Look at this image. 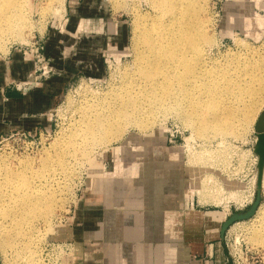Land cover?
Wrapping results in <instances>:
<instances>
[{"label":"rangeland","instance_id":"rangeland-1","mask_svg":"<svg viewBox=\"0 0 264 264\" xmlns=\"http://www.w3.org/2000/svg\"><path fill=\"white\" fill-rule=\"evenodd\" d=\"M107 1V15L94 17V23L85 19L79 28L76 21L72 22V15L75 12L71 11L69 0H64L63 6H59L57 0L20 1L25 4L26 12L31 16L27 27L21 28L20 35L24 38L18 36L17 39V36L15 38L12 35L0 41V47L4 48H0V56H4L14 48L22 52L20 46L26 47L39 36L45 43H48L52 33L84 37L83 51L79 55L89 60L93 58L92 62L84 63V68L76 71L68 80L60 99L48 111L50 124L46 128L37 133L30 132L31 136L27 135V138L22 134L29 132L26 130H14L0 137V162L4 161L11 167L18 166V162L19 166L28 162L30 172L42 170L44 164L49 163L50 171L54 170L49 171L51 174L44 170V175H41L46 177L44 180L56 191L57 201L50 216L35 222L32 234L34 250L40 264H55L56 259L65 251L64 245H68L67 243L72 244L71 254L66 252L62 256L63 261L71 264L73 243L67 231L73 226L76 203L80 192L88 186L91 187L94 179L99 177L106 180L107 184L104 182L103 186L109 185L105 188L109 194L106 193L107 196H114V191L118 190L115 188L118 180L130 187L137 186L138 189L139 183L145 181L147 188L154 187L156 183L154 178L162 177L166 179L164 182L167 186L174 187V214H177L174 218L178 217L181 221L191 208L205 211L204 213L211 211V215L217 217L218 215L221 217V213L227 210L226 217L219 221V230L222 222L232 213L248 209L256 196L258 176V156L255 152L256 123L264 110V104L258 107L250 118V123L248 122L239 134L226 136L209 134L204 137L196 136L192 132L196 126L185 117L181 105L183 103L157 109L150 118L143 119L142 128L141 124L138 126L133 125L134 123L128 124L122 136L92 145L88 153L90 155L81 153L82 151L76 154L68 152L67 164L70 167L68 166V176L64 177L65 172L57 166L55 159L60 151L67 149L64 141L69 139L68 134L78 123L82 106L91 104L96 96H102L113 88L121 87L126 73L133 72L136 65V49L139 47L134 45V36L137 24L144 26L164 17V13L153 0ZM242 3L250 10L249 14ZM200 5L206 21L205 33L211 38V42L204 45V52L209 63H212V68L217 66L230 74L232 68L240 63L231 57L248 51L243 50L237 39L247 43L253 51L255 49L254 56L264 55V0H201ZM118 21H121L124 27L123 43H120L121 39L112 38L119 32L116 27ZM73 23L75 26H72ZM18 32L20 33V30ZM62 42L61 55L69 57L76 45L73 41ZM262 99L264 100V96ZM58 142L60 143L56 147L55 144ZM208 151L213 153V157L208 155ZM204 174L209 178H203ZM263 176L264 167L262 171L264 180ZM210 177L212 182L214 180L213 183H217L216 187H219L218 192L216 193L217 189L215 191V197H211L210 194L208 197L207 194L210 191ZM41 178L38 180L35 178L36 184ZM200 179L203 180L200 181L201 184L209 186L204 185L207 190L209 189L207 193L204 191L205 188L201 187L207 195H204L203 191L202 195H199ZM42 180L41 183L44 181ZM160 181L161 178L158 179V183ZM262 183L259 209L250 218L234 222L224 232L223 240L229 258H231L229 252L234 253L241 248H247L250 250L248 261L263 264L259 256L264 255V182ZM231 194L234 196L230 197ZM218 196L221 197L219 203L214 200ZM14 246L8 247L4 254L0 252L1 264H25L23 262L27 259L26 254L18 251L19 244L17 247Z\"/></svg>","mask_w":264,"mask_h":264},{"label":"bare ground","instance_id":"bare-ground-1","mask_svg":"<svg viewBox=\"0 0 264 264\" xmlns=\"http://www.w3.org/2000/svg\"><path fill=\"white\" fill-rule=\"evenodd\" d=\"M20 1L23 0H0V41L12 35L17 36V39L18 36H23L20 35L21 28L27 27L31 16L26 12L25 4ZM57 1L59 6H63L64 0ZM153 2L164 13V17L144 26L137 24L134 45L140 49L136 46L138 49L133 72L126 73L121 87L96 96L92 98L91 104L82 106L78 123H73L74 129L73 126L70 128L69 139L64 141L67 149L59 150V154L57 152L55 163L64 170V177L69 173L68 152L76 154L82 151L81 153L90 155L88 153L92 145L122 136L128 124H141L142 128L143 119L150 118L157 109L183 103L181 105L185 117L196 126L192 131L196 136H226L239 134L258 107L264 104V55L254 56L255 49L253 51L247 43L236 38L243 50L248 51L231 57L240 63L235 60L237 65L230 74L217 66L212 68V63H209L204 52V45L210 43L211 38L205 33L206 21L201 0ZM242 5L249 14L250 10L243 3ZM59 143L55 146L58 147ZM212 154L208 151L210 157H213ZM18 164L20 165L19 162ZM19 165L11 167L4 161L0 162V252L4 254L8 247L19 244L18 251L27 256L23 263L40 264L32 234L35 222L50 216L57 201L56 191L44 180L46 177L41 175H44V170L50 171L51 164H44L42 170L31 172L30 163ZM204 175L203 178H209ZM36 176H42L41 180L44 181L41 183L39 180L36 184L35 178L39 179ZM213 182H209L210 187L206 184L210 189L208 193L209 189L204 187L205 184L198 185L199 195L204 193L208 197L209 194L215 197L219 187ZM201 187L205 188L207 194ZM220 198L218 196L214 200L219 203ZM227 213V210L221 213V219Z\"/></svg>","mask_w":264,"mask_h":264},{"label":"crops","instance_id":"crops-1","mask_svg":"<svg viewBox=\"0 0 264 264\" xmlns=\"http://www.w3.org/2000/svg\"><path fill=\"white\" fill-rule=\"evenodd\" d=\"M69 1L77 28L85 19L94 23V17L107 15V0ZM116 27L119 32L110 37L123 43L122 22ZM84 40L52 33L44 49L52 71L25 92L13 83L31 79L33 59L15 48L0 56V137L14 130L37 133L50 124L48 111L68 80L93 61L79 55ZM62 41L76 45L69 57L61 55ZM99 178L80 192L76 203L73 226L67 231L73 243L71 264H233L220 235V215L191 208L181 221L174 218V187L167 186L166 179L160 177V184L155 177L154 187L147 188L145 181L138 189L118 180L114 196H107L109 185L103 186L106 180Z\"/></svg>","mask_w":264,"mask_h":264},{"label":"built area","instance_id":"built-area-1","mask_svg":"<svg viewBox=\"0 0 264 264\" xmlns=\"http://www.w3.org/2000/svg\"><path fill=\"white\" fill-rule=\"evenodd\" d=\"M22 53L26 56H29L33 59L34 64V74L31 76V79L28 81H23L19 83H13L14 87L20 90H23L24 92L28 89L32 88L36 85V83L39 81V79L43 77H48L52 71V66L49 65V58L44 55V48H45V40L42 39L41 36H39L37 39H34L31 44L27 45L26 47H21ZM27 138L28 136H31V133L28 132L22 133ZM28 135V136H27ZM68 245H64L65 251L62 253V255H65L66 252L71 254L72 244L67 243ZM239 250V249H238ZM250 250L240 249L239 251H234V253H230L231 260L233 264H254L253 262L248 261ZM60 256L59 259H56L55 264H69L63 261V256ZM252 257V255H250ZM261 258V262L264 264V255L259 254Z\"/></svg>","mask_w":264,"mask_h":264},{"label":"water","instance_id":"water-1","mask_svg":"<svg viewBox=\"0 0 264 264\" xmlns=\"http://www.w3.org/2000/svg\"><path fill=\"white\" fill-rule=\"evenodd\" d=\"M257 140L255 145V152L258 156L257 169L258 176L256 182V196L248 209L242 212H234L227 219H225L220 227V235L223 237L225 230L236 221L245 220L253 216L260 203V191L262 187V171L264 167V110L261 112L256 123ZM1 264V260H0Z\"/></svg>","mask_w":264,"mask_h":264}]
</instances>
